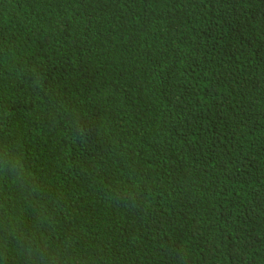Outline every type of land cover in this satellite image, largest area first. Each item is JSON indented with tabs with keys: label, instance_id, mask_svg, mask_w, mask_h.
Instances as JSON below:
<instances>
[{
	"label": "trees",
	"instance_id": "trees-1",
	"mask_svg": "<svg viewBox=\"0 0 264 264\" xmlns=\"http://www.w3.org/2000/svg\"><path fill=\"white\" fill-rule=\"evenodd\" d=\"M0 264H264V0H0Z\"/></svg>",
	"mask_w": 264,
	"mask_h": 264
}]
</instances>
